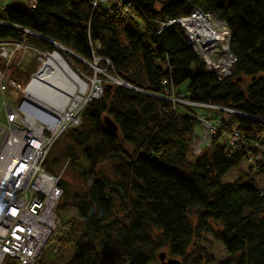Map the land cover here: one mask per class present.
<instances>
[{
  "label": "trees",
  "instance_id": "1",
  "mask_svg": "<svg viewBox=\"0 0 264 264\" xmlns=\"http://www.w3.org/2000/svg\"><path fill=\"white\" fill-rule=\"evenodd\" d=\"M122 2L108 8L93 7L91 0L0 6V41L23 42L40 53L58 50L51 41L127 85L103 81L100 96L84 104L79 125L59 137L61 152L47 153L42 164L56 174L65 158L82 167L83 182L92 176L80 192H70L59 177L56 217L69 209L76 217L56 225L49 245L54 258L72 246L60 264H151L166 248L181 264H209L200 243L210 235L226 252L214 264H264V185L251 178L221 182L241 162L264 172V0ZM194 8L228 28L232 66L225 78L205 68L180 25L158 31L159 21ZM69 57L87 76L94 73ZM162 80L173 96L212 107L171 102ZM198 116L217 122V131L195 151ZM105 161L112 163V177L96 174ZM2 264L17 262L5 258ZM35 264H45L43 252Z\"/></svg>",
  "mask_w": 264,
  "mask_h": 264
},
{
  "label": "built area",
  "instance_id": "2",
  "mask_svg": "<svg viewBox=\"0 0 264 264\" xmlns=\"http://www.w3.org/2000/svg\"><path fill=\"white\" fill-rule=\"evenodd\" d=\"M122 3V0H91L93 7L103 5L108 8ZM172 23L180 25L186 43L208 71L217 79L230 75L232 57L228 52L229 31L224 22L210 12L194 8L184 15L176 14L174 18L159 21L158 31ZM26 48L23 42L0 41V55L8 60L15 52L20 49L24 52ZM4 70L0 69V92L21 91L20 83L8 77ZM124 84L121 81V85ZM162 84L167 87L166 97L173 103L212 107L189 101L182 94L173 96L167 80H162ZM101 92L102 86L96 85L92 98L99 97ZM74 107H65L57 114L27 102L24 95L18 110L6 108L3 122H0V264L5 258L14 259L17 264H35L51 244L61 196L60 175L45 171L42 164L52 144L80 123V113ZM197 118L198 128L191 144L199 151L216 133L217 122L202 116ZM235 140L236 134H233L229 143L233 144Z\"/></svg>",
  "mask_w": 264,
  "mask_h": 264
},
{
  "label": "rangeland",
  "instance_id": "3",
  "mask_svg": "<svg viewBox=\"0 0 264 264\" xmlns=\"http://www.w3.org/2000/svg\"><path fill=\"white\" fill-rule=\"evenodd\" d=\"M112 1V0H110ZM23 3V0H0V6L7 5V6H20ZM27 48L24 50H18L13 54V56L8 60V58H4L0 55V69L4 68L6 70V75L8 77L15 76L17 79V82L21 85V91H15L8 89L4 93L0 92V122H3L4 114L6 113V108H11L13 110H18V107L21 103L22 98L25 95V88L30 81L31 75L36 71L38 65H39V58L43 57V54L37 51L32 50L30 46L26 44ZM58 48L57 52L61 54V56L67 61V63L71 66V68L77 72V74L85 81L87 84V89L85 91V94L82 96L81 100L75 104V107L73 108L76 111H79L81 116V110L80 108L81 104H84L93 97L95 86H100L103 81H109V82H117L120 81L116 77H112L109 74L106 73L105 68H99L96 66V62H88L84 59L80 58L81 62L88 67L89 69L93 70L94 73L90 76H87L86 73H84L81 69L74 66V64L71 62L69 57V52L67 49L56 46ZM162 67L165 68V65L162 64ZM4 70V71H5ZM14 72V73H13ZM95 74H99L102 76L100 78L99 76H96ZM201 113H205V111L200 110ZM79 125V124H78ZM77 125V126H78ZM76 127V126H75ZM64 146L63 141L60 140V138L52 144L50 147L48 154L51 152V156H57L62 148ZM195 150V149H194ZM197 151V150H195ZM111 162L105 161L102 164H100L96 168V174H104L109 177H112V171H111ZM250 163L248 162H241L239 165L231 168L222 178V183L232 182L236 179L246 180L247 178H251L253 181L257 183V185L262 186L264 185V172L262 171H255V170H248V166ZM56 170V174H59L66 184L67 189L70 192H80L82 189V185L85 184L88 186L92 181V176L86 177L84 182L80 178L79 173L82 171V167L78 164H71L70 161H68L65 158H62L59 160L58 166L54 167ZM194 209L190 211L189 214V220L190 222L193 221L194 217ZM76 213L73 209H69L61 214H59L58 219L56 221L57 227L61 226L64 222L75 219ZM74 229L76 232L79 231L78 223L74 225ZM200 246L205 249V252L207 255L211 257L212 262L209 264H214L215 261L222 259L226 256V252L221 245L220 242L215 241L212 239L210 235H205L204 239L201 241ZM74 252L73 247H69L65 250H62L59 255V259L56 260L54 258V255L52 254V249L50 246H47L43 251V256L45 259V264H60V262L67 260L70 255ZM165 253V259L167 258H174L181 262V260L177 257L170 256L166 250V248H162L156 251L155 253V261L151 264H161L160 260L158 259L157 254L158 253ZM181 264V263H180Z\"/></svg>",
  "mask_w": 264,
  "mask_h": 264
},
{
  "label": "bare ground",
  "instance_id": "4",
  "mask_svg": "<svg viewBox=\"0 0 264 264\" xmlns=\"http://www.w3.org/2000/svg\"><path fill=\"white\" fill-rule=\"evenodd\" d=\"M87 84L57 52L43 54L24 92L26 101L40 109L59 114L85 94Z\"/></svg>",
  "mask_w": 264,
  "mask_h": 264
},
{
  "label": "water",
  "instance_id": "5",
  "mask_svg": "<svg viewBox=\"0 0 264 264\" xmlns=\"http://www.w3.org/2000/svg\"><path fill=\"white\" fill-rule=\"evenodd\" d=\"M52 45L54 46H57L55 43L49 41ZM69 52V51H68ZM72 56H74L75 58H77L78 60H81L79 57H77L75 54L69 52ZM118 84H121V81H117ZM126 85V84H124ZM127 86V85H126ZM32 114L36 113V112H33L32 110H29V109H24ZM103 123L104 125L109 128V129H112V130H116V126L111 122V120L108 118V117H105L103 119ZM157 257L158 259L160 260L161 264H180V262L174 258H167L165 259V253L161 252V253H158L157 254Z\"/></svg>",
  "mask_w": 264,
  "mask_h": 264
}]
</instances>
